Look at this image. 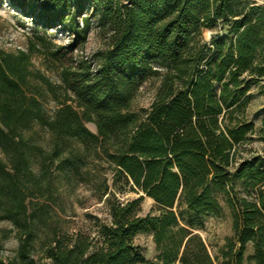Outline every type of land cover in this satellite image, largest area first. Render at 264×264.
Listing matches in <instances>:
<instances>
[{
    "label": "trees",
    "instance_id": "16d2710c",
    "mask_svg": "<svg viewBox=\"0 0 264 264\" xmlns=\"http://www.w3.org/2000/svg\"><path fill=\"white\" fill-rule=\"evenodd\" d=\"M10 2L71 38L0 47V223L12 224L0 225V264H215L195 229L222 214L218 192L233 217L220 264H264V154L241 149L254 134L264 139V102L259 127L247 114L252 98H264V3ZM95 17L104 48L76 58ZM35 51L60 82L34 66ZM152 79L150 104L134 106ZM84 185L106 196L110 219L95 216L93 232L44 228L61 188ZM126 191L141 194L122 201ZM145 195L158 211L142 213ZM13 231L18 246L6 259L3 240ZM140 233L153 235L158 262L135 242Z\"/></svg>",
    "mask_w": 264,
    "mask_h": 264
},
{
    "label": "rangeland",
    "instance_id": "374dc122",
    "mask_svg": "<svg viewBox=\"0 0 264 264\" xmlns=\"http://www.w3.org/2000/svg\"><path fill=\"white\" fill-rule=\"evenodd\" d=\"M34 20L33 17L27 15L26 10L11 4L10 0H0V47L8 51L27 49L31 39L35 44H40L41 38H46L51 43L58 45L69 43L71 35L68 31L61 28L60 25L44 28L36 24ZM96 20L97 17L93 19L92 29L84 48L75 50L74 56L76 58H91L97 50L104 48ZM205 36L209 38L208 31H206ZM32 60L34 66L43 70L51 80L54 82L61 81L59 71L47 67L48 60L42 53L37 51L33 52ZM158 83L159 81L157 79L145 82L134 102V106L147 107L153 98ZM263 102V97L255 96L252 98L247 109L248 117L253 119L258 127L261 125V117L256 112ZM45 105L49 111H52L55 107V102L48 98L45 101ZM87 125L93 131H97L94 123H87ZM241 149H244V152L255 151L264 154V139H261L259 134H254L253 139L244 144ZM140 194L135 191H126L118 194V198L126 201L136 198ZM217 196L223 208L222 214L219 216H205L202 227L195 229V232H198L206 242L210 254L216 259L215 264H220L221 250L225 246L228 237L233 235V217L225 194L218 192ZM48 204V223L47 226H44L47 230L56 225L68 232H76L78 230L93 232L95 216L103 220L110 219L109 204L106 196L99 197L93 194L89 186L85 185L80 186L72 193L65 186L62 187L60 194L50 200ZM141 205L142 213L158 211V205L149 196H144ZM0 225L5 228L12 227V224L8 221H2ZM44 228L38 231V236L35 240L36 246H39L41 242L40 238L44 236ZM135 242L142 247L143 253L147 258L155 260L156 262L159 261L158 251L151 233L138 234ZM3 244L2 256L6 259L13 257L18 246V238L14 231L9 237L3 240ZM252 253L253 247L249 244L245 253L246 262L249 261L248 258Z\"/></svg>",
    "mask_w": 264,
    "mask_h": 264
},
{
    "label": "crops",
    "instance_id": "0c3cea01",
    "mask_svg": "<svg viewBox=\"0 0 264 264\" xmlns=\"http://www.w3.org/2000/svg\"><path fill=\"white\" fill-rule=\"evenodd\" d=\"M262 3H264V0H260Z\"/></svg>",
    "mask_w": 264,
    "mask_h": 264
}]
</instances>
